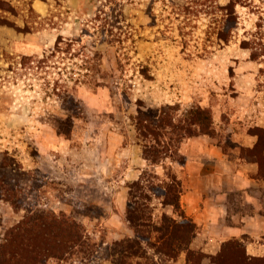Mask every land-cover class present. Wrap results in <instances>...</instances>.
I'll use <instances>...</instances> for the list:
<instances>
[{
  "label": "rangeland",
  "instance_id": "1",
  "mask_svg": "<svg viewBox=\"0 0 264 264\" xmlns=\"http://www.w3.org/2000/svg\"><path fill=\"white\" fill-rule=\"evenodd\" d=\"M183 1L0 0V154L14 180L36 194V210L72 218L82 228V242L46 264H114L112 243L126 235L120 210L129 183L145 170L152 175L145 184L154 187L166 173L176 175L172 163L184 162L181 147L195 137L182 129L191 108L211 120L209 134L199 135L232 158L261 160L256 209L232 191L226 223L233 211L259 213L250 222L256 236L230 240L264 264V251H246L248 242L264 245V150L233 141L264 135V0L236 4V26L221 44L209 15L184 24L177 7ZM252 51L260 54L253 58ZM144 150L163 151L162 160L140 166ZM7 170L0 165V178ZM7 198L0 197V243L27 213ZM162 201L149 191L152 222L159 224L162 214L179 219ZM216 255L205 264H214ZM172 264H185V253Z\"/></svg>",
  "mask_w": 264,
  "mask_h": 264
},
{
  "label": "trees",
  "instance_id": "2",
  "mask_svg": "<svg viewBox=\"0 0 264 264\" xmlns=\"http://www.w3.org/2000/svg\"><path fill=\"white\" fill-rule=\"evenodd\" d=\"M105 1L115 4L114 0ZM156 1L152 0V4ZM239 1L241 0H230L222 5L217 0H184L177 7L180 8L184 24L193 16H198L201 13L209 15L210 27L213 25L214 29L212 33L215 35L217 43L221 44V42H228L231 31L236 26L235 8ZM171 3L175 7L173 2ZM242 45L247 44L243 42ZM243 47L247 48V46ZM259 54L252 51L253 58ZM184 115L187 125L182 126V129H184L185 137L209 134L207 131L210 129L211 120L207 112L199 108H191ZM159 123L156 127L160 128L163 122L159 121ZM190 125L198 127L199 131L193 132ZM256 131L258 130L256 129ZM254 135L257 140L252 150L261 152L264 150V135L257 133ZM162 153L163 151H157L150 154L144 150V158L151 164H156L162 160L160 156ZM0 156L4 158L0 159V165L5 171L8 169L6 172L8 176L0 178V197L6 195L7 199H12L14 208L17 209L18 205L22 204L27 212L18 225L5 234L2 243H0V264H46V261L51 258L60 259L82 242L83 235L80 224L72 218L56 216L51 211L36 210V194L31 192L30 186L27 187L26 184L19 183L18 179V182L14 180L15 177L10 174L11 165L5 161L6 156L4 154H0ZM256 161L259 171H261V160L257 158ZM14 166L16 165H12V171L15 169ZM146 175L152 176L145 170L138 180L129 183L130 190L122 222L131 234H126L122 239L112 243V252L110 253L112 262L114 264H172L177 262L182 253H185V264H201L205 258L204 253L190 247L196 233V225L185 216L181 209L179 202L180 181L176 175L166 173L168 180H160L161 185L154 187L149 184V180L145 184ZM7 178L13 180L10 182L14 188L5 182L8 180ZM153 178L160 179L155 173ZM144 185L148 186V190H145ZM149 191L162 198L164 206H172L180 218L162 214L159 224L152 222V211L146 202ZM153 233H156V236H153ZM153 238H155L154 241H152ZM213 260L214 264H255V261H260V259L248 256L243 244L236 240L222 243L220 251ZM261 260L264 261V259Z\"/></svg>",
  "mask_w": 264,
  "mask_h": 264
},
{
  "label": "crops",
  "instance_id": "3",
  "mask_svg": "<svg viewBox=\"0 0 264 264\" xmlns=\"http://www.w3.org/2000/svg\"><path fill=\"white\" fill-rule=\"evenodd\" d=\"M233 139V138H232ZM233 141L244 147H253L256 142L254 136L246 135V139L234 138ZM222 146L217 145L214 139L204 135H198L184 142L181 147L184 156L183 163H172V167L180 181V206L187 218L196 225V233L190 247L206 254L202 260H210V257L220 251L222 243L244 235L256 236V231H249L250 222L254 224L259 214L257 211L249 215H242L233 211L230 223H226L228 217L227 196L232 191L244 194V203L256 209V187L262 185L257 177L258 164L255 161H243L240 157L232 158ZM142 167L148 166L146 159L141 158ZM157 172L161 165H154ZM138 174L134 179H137ZM121 206L120 208H122ZM125 207L123 210L124 211ZM121 221V220H120ZM239 221H242L239 223ZM122 225L123 222H122ZM126 234L131 232L124 225ZM246 251L250 255L262 254L264 245L248 242Z\"/></svg>",
  "mask_w": 264,
  "mask_h": 264
}]
</instances>
